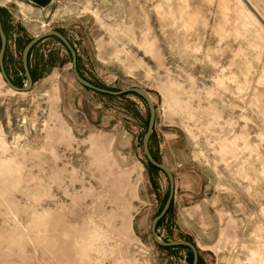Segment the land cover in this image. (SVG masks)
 <instances>
[{"label": "rangeland", "instance_id": "rangeland-1", "mask_svg": "<svg viewBox=\"0 0 264 264\" xmlns=\"http://www.w3.org/2000/svg\"><path fill=\"white\" fill-rule=\"evenodd\" d=\"M5 71L63 35L82 78L148 93L174 179L163 242L264 264V0H0ZM0 74V264H192L162 248L169 192L146 104L79 85L56 39Z\"/></svg>", "mask_w": 264, "mask_h": 264}, {"label": "water", "instance_id": "water-1", "mask_svg": "<svg viewBox=\"0 0 264 264\" xmlns=\"http://www.w3.org/2000/svg\"><path fill=\"white\" fill-rule=\"evenodd\" d=\"M51 37L56 38L70 53L73 76L79 85H81L87 90L93 91L101 95L111 96V97L135 95L139 97L146 104L148 108L149 116H148V125L146 129V133L142 141L143 154L145 156L146 161L152 167L162 172L166 176L168 183H169V192H168V196L166 198L164 207L161 210V212L152 221L151 236H152L154 243L158 245L159 247H162V248L182 247V248L188 249L192 254V264H198V252L192 244L187 243V242H163L157 236V231H156L157 225L165 217L173 201L174 179H173V175L171 174V172L166 167H164L162 164L157 162L149 150V140L152 135L153 128H154L156 111H155V106L153 104V101L147 92L139 88H126V89L116 91V92L109 91L103 88H99L93 85L92 83H90L89 81L85 80L84 78L81 77V75L78 72L77 56H76L75 50L72 48V46L69 44V42L66 40V38L63 35L55 31H49V32H46L42 35L35 37L24 48L23 54H22V68H23V72L25 75L26 84L23 87L19 88L12 84V82L8 78L6 71H5L4 56H5V51H6L7 39H6L4 30H3L2 24L0 22V74H1L3 81L8 86V88L14 92L26 93L30 91L32 84H33V80H32L31 73L29 70V65H28L29 54L35 45Z\"/></svg>", "mask_w": 264, "mask_h": 264}, {"label": "trees", "instance_id": "trees-1", "mask_svg": "<svg viewBox=\"0 0 264 264\" xmlns=\"http://www.w3.org/2000/svg\"><path fill=\"white\" fill-rule=\"evenodd\" d=\"M133 96H135V95H133ZM135 97H137V96H135ZM137 98H139V97H137ZM140 99V98H139ZM141 100V99H140ZM149 164V163H148ZM150 165V164H149ZM151 166V165H150ZM152 167V166H151ZM154 170H157V169H155L154 167H152ZM158 171V170H157ZM159 224V223H158Z\"/></svg>", "mask_w": 264, "mask_h": 264}, {"label": "bare ground", "instance_id": "bare-ground-1", "mask_svg": "<svg viewBox=\"0 0 264 264\" xmlns=\"http://www.w3.org/2000/svg\"><path fill=\"white\" fill-rule=\"evenodd\" d=\"M14 92V91H13Z\"/></svg>", "mask_w": 264, "mask_h": 264}]
</instances>
